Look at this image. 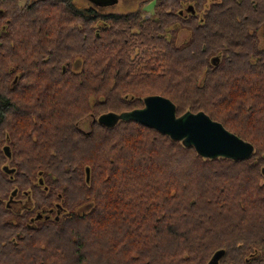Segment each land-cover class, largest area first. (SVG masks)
<instances>
[{
    "label": "trees",
    "instance_id": "trees-1",
    "mask_svg": "<svg viewBox=\"0 0 264 264\" xmlns=\"http://www.w3.org/2000/svg\"><path fill=\"white\" fill-rule=\"evenodd\" d=\"M148 1L0 0V264H264V0H153L149 15ZM153 95L253 154L206 159L134 121L97 122ZM14 191L27 210L6 205Z\"/></svg>",
    "mask_w": 264,
    "mask_h": 264
},
{
    "label": "water",
    "instance_id": "water-1",
    "mask_svg": "<svg viewBox=\"0 0 264 264\" xmlns=\"http://www.w3.org/2000/svg\"><path fill=\"white\" fill-rule=\"evenodd\" d=\"M90 1L96 5H102V1L114 2V0ZM119 121H134L146 128L154 129L180 142L186 148L193 147L199 156L206 159L225 158L240 162L249 159L253 154L252 144L227 131L221 123L211 120L205 113L187 111L176 116L175 105L169 99L158 95L144 98L141 108L119 114L109 112L97 118V122L107 128L115 126ZM3 150L9 157L8 147L4 146ZM4 168L7 169V166ZM262 174L264 175V168ZM40 216L38 213L35 219L39 220Z\"/></svg>",
    "mask_w": 264,
    "mask_h": 264
},
{
    "label": "rangeland",
    "instance_id": "rangeland-1",
    "mask_svg": "<svg viewBox=\"0 0 264 264\" xmlns=\"http://www.w3.org/2000/svg\"><path fill=\"white\" fill-rule=\"evenodd\" d=\"M27 1H31V0H20L21 4L26 3ZM75 2H77L78 4L84 6V7H88V6H93V7H99L102 9H105L106 11H111V12H118V13H126V12H130L132 10H135L138 6V3L142 0H114V2L112 3H104L102 1V5H96L93 4L90 0H74ZM187 5H186V12L189 11V8H187L189 5V1L190 0H183ZM219 0H206L205 3V8H207L211 3L213 2H217ZM145 10H147L148 15L152 13L153 11V6H154V1L153 0H149L148 3L145 4ZM147 15V16H148ZM175 32V37H176V42L179 44H182L183 42H185L188 38V33L185 29H178L176 30V28L174 29ZM260 47L264 48V31H260ZM74 67L77 68L79 67V64L76 63L74 64ZM91 122L92 120L90 118H87L85 120H83V122L81 121L80 123V128L81 130L84 131H88L90 126H91ZM85 209V208H84Z\"/></svg>",
    "mask_w": 264,
    "mask_h": 264
},
{
    "label": "flooded vegetation",
    "instance_id": "flooded-vegetation-1",
    "mask_svg": "<svg viewBox=\"0 0 264 264\" xmlns=\"http://www.w3.org/2000/svg\"><path fill=\"white\" fill-rule=\"evenodd\" d=\"M89 130H90V128H89ZM4 167H5V165L2 167V170L4 171L3 173H6L7 175H11L13 173V169L9 168L8 166H7V169H5ZM9 170H12V171L11 172H8ZM29 197H30L29 194L26 193V192L23 194V196H21V195H17V193L14 191L13 194H12V196L9 197V198H7L6 205L12 211H14L16 213L17 212H20L22 210H27L30 207V203H31V200H30ZM40 212H41L40 213V215H41L40 217L41 218H39V220L40 219H44V218L48 217L49 215H51L52 210L42 209ZM34 220H36V219L33 216V219H30V221H34Z\"/></svg>",
    "mask_w": 264,
    "mask_h": 264
}]
</instances>
